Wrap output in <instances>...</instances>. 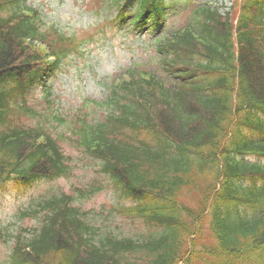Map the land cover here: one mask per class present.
I'll return each mask as SVG.
<instances>
[{
    "label": "trees",
    "instance_id": "16d2710c",
    "mask_svg": "<svg viewBox=\"0 0 264 264\" xmlns=\"http://www.w3.org/2000/svg\"><path fill=\"white\" fill-rule=\"evenodd\" d=\"M205 15L201 38L184 30L160 41L159 70L128 72L109 88L102 119L74 131L124 202L112 209L145 236L104 230L53 193L17 213L35 227L0 230L12 241L0 264H264V0H243L235 25ZM41 23L25 0H0V191L64 170L52 137L31 143L43 127L27 95L55 68L45 76L26 46L48 37ZM144 130L151 142L131 137Z\"/></svg>",
    "mask_w": 264,
    "mask_h": 264
},
{
    "label": "rangeland",
    "instance_id": "374dc122",
    "mask_svg": "<svg viewBox=\"0 0 264 264\" xmlns=\"http://www.w3.org/2000/svg\"><path fill=\"white\" fill-rule=\"evenodd\" d=\"M204 0H187L179 3L176 14L169 16L167 25L170 30L185 24L189 18V10L195 3ZM225 1V0H222ZM227 2L230 0H226ZM37 7L43 21V27L50 36L55 30L62 32L63 37L57 41L65 56L60 68L61 72L50 82L52 93L49 96V107L64 122L75 113H83L100 100L111 80L130 67L153 68V38L137 37L118 30L114 26V12L107 9L104 0H27ZM182 4V5H181ZM43 93L36 89L31 93L28 104L37 110L42 108ZM81 109V110H80ZM78 116V115H77ZM32 125L30 119H23ZM49 126V124H48ZM55 132H63L70 136L61 125L52 122ZM55 131V132H54ZM61 148L72 166V174L68 178L58 179L52 183H41L34 188L16 190L9 188L0 195V225L15 221L17 209L27 205V201L47 192H69L74 186L89 184L92 180H100L104 189L91 199L81 203L85 211L98 217L97 224L104 230H111L118 236L144 237L143 226L116 214L112 207L118 205V194L105 179H100L95 163L78 151L71 141L60 143ZM34 221H19L16 227H32ZM9 243L0 240V262L6 259Z\"/></svg>",
    "mask_w": 264,
    "mask_h": 264
}]
</instances>
